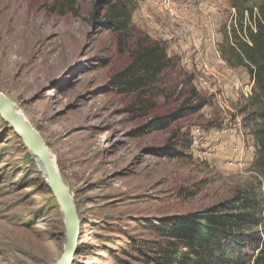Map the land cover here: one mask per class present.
I'll use <instances>...</instances> for the list:
<instances>
[{
    "label": "rangeland",
    "instance_id": "rangeland-1",
    "mask_svg": "<svg viewBox=\"0 0 264 264\" xmlns=\"http://www.w3.org/2000/svg\"><path fill=\"white\" fill-rule=\"evenodd\" d=\"M66 2L0 0V92L43 137L77 205L72 264H146L161 242L154 224L264 193L244 122L253 85L222 56L235 20L229 0H75L62 15ZM123 3L131 22L121 39L101 24ZM154 45L171 67L141 92L118 91L113 77ZM140 99L152 110L139 111ZM199 104L167 130L139 132ZM170 141L188 148L163 157ZM52 193L0 115V264H58L66 221Z\"/></svg>",
    "mask_w": 264,
    "mask_h": 264
},
{
    "label": "trees",
    "instance_id": "trees-1",
    "mask_svg": "<svg viewBox=\"0 0 264 264\" xmlns=\"http://www.w3.org/2000/svg\"><path fill=\"white\" fill-rule=\"evenodd\" d=\"M102 1V0H101ZM234 25L222 46V56L232 68H245L253 88L244 108V119L258 146L255 167L264 179V0H229ZM75 0H67L60 13L74 11ZM110 5V1H107ZM103 25L124 38L131 16L125 3L114 4ZM173 60L159 45L138 50L131 64L113 77L121 93L145 90ZM139 111L147 113L154 104L140 99ZM201 104L152 119L139 132L167 130L187 111H199ZM188 146L169 142L163 157L176 158ZM264 188V184H263ZM161 242L144 254L146 264H264V193H242L203 211L168 218L154 224ZM143 252V251H142Z\"/></svg>",
    "mask_w": 264,
    "mask_h": 264
},
{
    "label": "water",
    "instance_id": "water-1",
    "mask_svg": "<svg viewBox=\"0 0 264 264\" xmlns=\"http://www.w3.org/2000/svg\"><path fill=\"white\" fill-rule=\"evenodd\" d=\"M0 115L15 130L27 149L32 152L44 168L50 189L54 192L66 221L67 241L58 264H72V256L78 249L81 236V221L74 198L65 186L43 137L16 109L12 101L1 92Z\"/></svg>",
    "mask_w": 264,
    "mask_h": 264
},
{
    "label": "bare ground",
    "instance_id": "bare-ground-1",
    "mask_svg": "<svg viewBox=\"0 0 264 264\" xmlns=\"http://www.w3.org/2000/svg\"><path fill=\"white\" fill-rule=\"evenodd\" d=\"M52 194H53L54 197H56L55 194H54V192Z\"/></svg>",
    "mask_w": 264,
    "mask_h": 264
}]
</instances>
